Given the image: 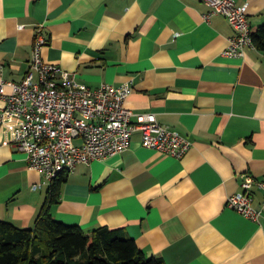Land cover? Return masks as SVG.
Returning a JSON list of instances; mask_svg holds the SVG:
<instances>
[{
  "label": "crops",
  "instance_id": "1",
  "mask_svg": "<svg viewBox=\"0 0 264 264\" xmlns=\"http://www.w3.org/2000/svg\"><path fill=\"white\" fill-rule=\"evenodd\" d=\"M234 1L256 32L264 0ZM208 11L202 0H0V84L24 78L42 26L45 60L92 88L129 81L128 108L192 143L175 158L133 132L127 150L65 175L56 220L119 230L165 264H264L263 192H252L258 220L226 206L242 174L264 180V51L226 55L234 29L222 14L205 20ZM44 179L1 135L0 219L32 228Z\"/></svg>",
  "mask_w": 264,
  "mask_h": 264
},
{
  "label": "built area",
  "instance_id": "2",
  "mask_svg": "<svg viewBox=\"0 0 264 264\" xmlns=\"http://www.w3.org/2000/svg\"><path fill=\"white\" fill-rule=\"evenodd\" d=\"M202 1L209 7L203 14L205 20L222 14L234 29L226 55L244 56L246 47H256L246 5H237L234 0ZM46 41L39 26L24 78L0 84L5 101L0 107V136L5 144L26 154L28 167L43 173L45 182L74 171L79 164L127 150L137 130L145 147L175 158L187 152L192 144L189 138L158 122L154 113L134 112L125 105L132 91L129 81L89 87L42 57ZM6 85L11 87L10 93H5ZM240 185V191L227 197L226 206L258 220L262 208L252 205V192L257 188L264 194V180L244 173Z\"/></svg>",
  "mask_w": 264,
  "mask_h": 264
},
{
  "label": "trees",
  "instance_id": "3",
  "mask_svg": "<svg viewBox=\"0 0 264 264\" xmlns=\"http://www.w3.org/2000/svg\"><path fill=\"white\" fill-rule=\"evenodd\" d=\"M252 39L264 51V24ZM66 174L49 184L32 228L0 219V264H165L161 257H147L133 238L119 230L97 226L85 232L56 220L50 207L57 202Z\"/></svg>",
  "mask_w": 264,
  "mask_h": 264
}]
</instances>
